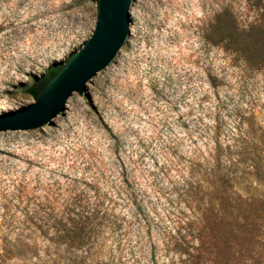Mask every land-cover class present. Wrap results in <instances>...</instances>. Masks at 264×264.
Segmentation results:
<instances>
[{
  "label": "rangeland",
  "instance_id": "rangeland-1",
  "mask_svg": "<svg viewBox=\"0 0 264 264\" xmlns=\"http://www.w3.org/2000/svg\"><path fill=\"white\" fill-rule=\"evenodd\" d=\"M225 9L250 24L264 0H137L135 43L90 98L0 137V236L43 249L41 219L99 205L110 264H264V64L210 41ZM97 13L0 0V115L35 103L28 89L84 47Z\"/></svg>",
  "mask_w": 264,
  "mask_h": 264
},
{
  "label": "trees",
  "instance_id": "trees-1",
  "mask_svg": "<svg viewBox=\"0 0 264 264\" xmlns=\"http://www.w3.org/2000/svg\"><path fill=\"white\" fill-rule=\"evenodd\" d=\"M210 41L236 51L247 61L264 64V10L257 13V19L250 24H243L230 9H225L217 18L210 32ZM70 58V57H69ZM67 59V61L69 60ZM61 66L52 69L43 79L34 83L28 92L36 99ZM69 102V101H68ZM219 162L221 157L214 156ZM220 163L211 168V186L223 183L226 178L221 175ZM108 209L102 210L99 205H74L72 212L59 218L41 219L40 226L47 228L49 246L45 248L30 247L36 244L31 234H17L15 238L0 236V264H110L99 259L103 251L101 233L111 222ZM241 215H237L240 222ZM115 228V227H114ZM116 230V229H115ZM37 237V236H36ZM59 246L60 252L51 250ZM102 254V253H101ZM205 259L203 263H207Z\"/></svg>",
  "mask_w": 264,
  "mask_h": 264
},
{
  "label": "water",
  "instance_id": "water-1",
  "mask_svg": "<svg viewBox=\"0 0 264 264\" xmlns=\"http://www.w3.org/2000/svg\"><path fill=\"white\" fill-rule=\"evenodd\" d=\"M91 38L54 75L35 103L0 117V137L51 127L97 79L113 71L137 36V0H96ZM69 101V102H68Z\"/></svg>",
  "mask_w": 264,
  "mask_h": 264
},
{
  "label": "bare ground",
  "instance_id": "bare-ground-1",
  "mask_svg": "<svg viewBox=\"0 0 264 264\" xmlns=\"http://www.w3.org/2000/svg\"><path fill=\"white\" fill-rule=\"evenodd\" d=\"M3 116V115H0V117Z\"/></svg>",
  "mask_w": 264,
  "mask_h": 264
}]
</instances>
